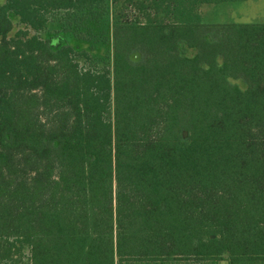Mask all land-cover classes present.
Listing matches in <instances>:
<instances>
[{
	"label": "trees",
	"instance_id": "obj_1",
	"mask_svg": "<svg viewBox=\"0 0 264 264\" xmlns=\"http://www.w3.org/2000/svg\"><path fill=\"white\" fill-rule=\"evenodd\" d=\"M104 1L0 6V264L264 262V23L111 0L102 69L38 35Z\"/></svg>",
	"mask_w": 264,
	"mask_h": 264
},
{
	"label": "rangeland",
	"instance_id": "obj_2",
	"mask_svg": "<svg viewBox=\"0 0 264 264\" xmlns=\"http://www.w3.org/2000/svg\"><path fill=\"white\" fill-rule=\"evenodd\" d=\"M4 0H0L2 6ZM118 8V7H117ZM111 0H105L101 8L81 11H58L51 15L45 28L38 35L50 42L53 50L71 46L75 51H85L90 61L80 60L81 67L102 69L108 67L112 54V18L115 10ZM201 21L209 24L264 23V0H246L221 5L201 7ZM12 23L9 37L17 31L26 30L15 14L8 13ZM30 34L34 32L29 30ZM241 87L242 81H236ZM28 252L22 260L25 262ZM219 264H229L228 255H223ZM260 264H264L261 262Z\"/></svg>",
	"mask_w": 264,
	"mask_h": 264
},
{
	"label": "water",
	"instance_id": "obj_3",
	"mask_svg": "<svg viewBox=\"0 0 264 264\" xmlns=\"http://www.w3.org/2000/svg\"><path fill=\"white\" fill-rule=\"evenodd\" d=\"M211 237H213V236H211Z\"/></svg>",
	"mask_w": 264,
	"mask_h": 264
}]
</instances>
